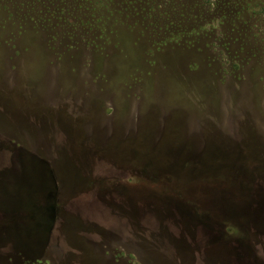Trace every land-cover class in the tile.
I'll use <instances>...</instances> for the list:
<instances>
[{"label":"rangeland","instance_id":"374dc122","mask_svg":"<svg viewBox=\"0 0 264 264\" xmlns=\"http://www.w3.org/2000/svg\"><path fill=\"white\" fill-rule=\"evenodd\" d=\"M264 0H0V264H264Z\"/></svg>","mask_w":264,"mask_h":264},{"label":"trees","instance_id":"16d2710c","mask_svg":"<svg viewBox=\"0 0 264 264\" xmlns=\"http://www.w3.org/2000/svg\"><path fill=\"white\" fill-rule=\"evenodd\" d=\"M263 171H258L256 169L255 171V175L257 178H261V179H264V176H262ZM258 202H257V206L256 207V210H261L263 213H264V188L260 191V197H258Z\"/></svg>","mask_w":264,"mask_h":264}]
</instances>
